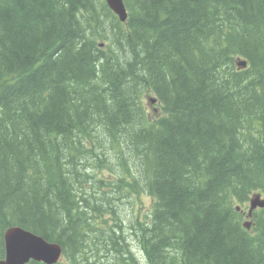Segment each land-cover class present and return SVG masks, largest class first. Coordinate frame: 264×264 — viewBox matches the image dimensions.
Wrapping results in <instances>:
<instances>
[{"label": "trees", "instance_id": "16d2710c", "mask_svg": "<svg viewBox=\"0 0 264 264\" xmlns=\"http://www.w3.org/2000/svg\"><path fill=\"white\" fill-rule=\"evenodd\" d=\"M124 3L0 0V259L264 264V0Z\"/></svg>", "mask_w": 264, "mask_h": 264}, {"label": "water", "instance_id": "95a60500", "mask_svg": "<svg viewBox=\"0 0 264 264\" xmlns=\"http://www.w3.org/2000/svg\"><path fill=\"white\" fill-rule=\"evenodd\" d=\"M106 1L122 21L127 20L128 12L124 0ZM238 65L246 67L247 61L242 59L238 62ZM150 101L155 103L157 98L151 97ZM258 206L264 207V198H262L260 193L254 195L250 200L249 215ZM245 226L249 228L251 222L247 221ZM4 239L5 257L0 259V264H26L30 260L42 261L46 264H55L63 258V248L59 243L50 242L43 236L21 226L8 228L5 231Z\"/></svg>", "mask_w": 264, "mask_h": 264}, {"label": "flooded vegetation", "instance_id": "af4514ba", "mask_svg": "<svg viewBox=\"0 0 264 264\" xmlns=\"http://www.w3.org/2000/svg\"><path fill=\"white\" fill-rule=\"evenodd\" d=\"M260 194H261L262 198H264V195H263L262 193H260ZM251 199H252V198H251ZM251 199H250V200H251ZM259 208H264V207H260V206H258L257 208L253 209L252 212H251V214L249 215V213H250V212H249V209H250V201H249L248 209H247V214H248L249 216H252L253 213H254V211L257 210V209H259Z\"/></svg>", "mask_w": 264, "mask_h": 264}, {"label": "rangeland", "instance_id": "374dc122", "mask_svg": "<svg viewBox=\"0 0 264 264\" xmlns=\"http://www.w3.org/2000/svg\"><path fill=\"white\" fill-rule=\"evenodd\" d=\"M150 102H151V101H150ZM151 103H152V102H151ZM153 104H154V103H153ZM152 111H153V109H152ZM146 202H147V203L150 202V198H149V197L146 198ZM138 210H139V211H142V210H144V208H138Z\"/></svg>", "mask_w": 264, "mask_h": 264}]
</instances>
